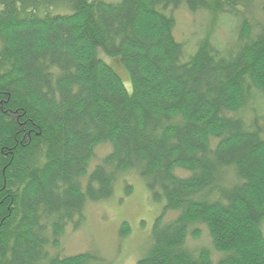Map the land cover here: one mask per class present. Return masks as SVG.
Here are the masks:
<instances>
[{
  "label": "trees",
  "instance_id": "1",
  "mask_svg": "<svg viewBox=\"0 0 264 264\" xmlns=\"http://www.w3.org/2000/svg\"><path fill=\"white\" fill-rule=\"evenodd\" d=\"M256 1L264 17V0H0V264L102 262L60 239L127 171L163 204L137 264H264ZM180 8L209 17L187 53ZM224 15L236 27L221 47ZM200 226L209 244L191 245Z\"/></svg>",
  "mask_w": 264,
  "mask_h": 264
},
{
  "label": "rangeland",
  "instance_id": "2",
  "mask_svg": "<svg viewBox=\"0 0 264 264\" xmlns=\"http://www.w3.org/2000/svg\"><path fill=\"white\" fill-rule=\"evenodd\" d=\"M118 1V0H106ZM259 1L252 3L251 13L263 23L264 17L259 7ZM263 9V7H262ZM175 18V39L185 44L186 53L193 47V42L199 36L209 17L205 13L191 14L183 8L173 12ZM236 20L231 17L219 16L214 31V43L223 47L233 43ZM232 41V42H231ZM111 62V61H110ZM108 63V62H107ZM114 64L113 62H111ZM123 74V72H122ZM125 87L131 91L129 80L122 77ZM107 145L95 149V159L107 152ZM92 159L89 169L96 160ZM114 183L110 198L96 203H88L84 208L85 220L79 229H66L60 239V246L64 254H77L85 251L97 253L102 262L96 264H137L146 255L149 246L154 219L162 211V203L150 200L143 180L136 172L127 171ZM131 185L129 195L125 194V187ZM176 212H167L165 219L174 217ZM167 221V220H164ZM125 222L129 228L128 234L120 237L121 224ZM201 228L199 240H188L191 245L209 244L206 230ZM264 234V221L262 225ZM95 264V263H94Z\"/></svg>",
  "mask_w": 264,
  "mask_h": 264
}]
</instances>
